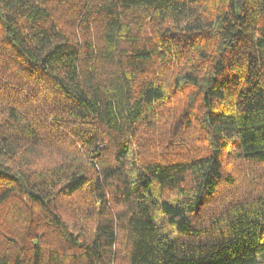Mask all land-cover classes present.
I'll return each instance as SVG.
<instances>
[{"label": "trees", "instance_id": "obj_1", "mask_svg": "<svg viewBox=\"0 0 264 264\" xmlns=\"http://www.w3.org/2000/svg\"><path fill=\"white\" fill-rule=\"evenodd\" d=\"M0 264H264V0H0Z\"/></svg>", "mask_w": 264, "mask_h": 264}, {"label": "rangeland", "instance_id": "obj_2", "mask_svg": "<svg viewBox=\"0 0 264 264\" xmlns=\"http://www.w3.org/2000/svg\"><path fill=\"white\" fill-rule=\"evenodd\" d=\"M157 192L159 193V191H157ZM246 192H247L246 187L245 186H242V185H239V184L238 185L236 184V186L234 188L227 187V186H222L219 189V192L215 196L216 197V199H215V202H216L215 209H218L219 208L220 211H222V213H223L224 208L229 204L230 200L238 199V197L248 198L249 197L247 195L248 192L247 193ZM167 197L172 198L173 196L168 195ZM159 199L160 200L162 199V196L161 195L159 196ZM212 209L213 208H210V211ZM159 219H162V218H159ZM123 243H124V241L121 240V242H120V244H121L120 250L121 249L122 250L120 251L119 255L125 254V251L126 250H123V246H124Z\"/></svg>", "mask_w": 264, "mask_h": 264}]
</instances>
